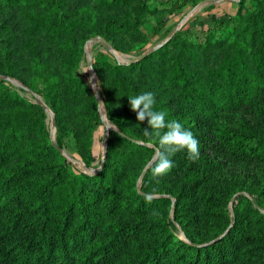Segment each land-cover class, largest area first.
Here are the masks:
<instances>
[{
  "label": "trees",
  "instance_id": "16d2710c",
  "mask_svg": "<svg viewBox=\"0 0 264 264\" xmlns=\"http://www.w3.org/2000/svg\"><path fill=\"white\" fill-rule=\"evenodd\" d=\"M145 1L93 0L104 12L125 10L119 21L99 24L70 10L68 0H0V264H264V14L256 21L260 28L231 30L221 40L198 45L167 42L130 65L103 57L93 68L98 94L115 126L104 165L94 175L75 172L60 152L74 116L77 153L85 168L94 162L98 104L78 72L87 36L137 27L149 10ZM237 4L234 16L242 23L244 0ZM6 11L17 14V37L10 36ZM52 54L58 79L45 81L44 99L59 134L54 144L45 109L2 84L12 79L29 87L30 73L42 76L40 66H48ZM142 92L153 93L155 110H166L168 119L193 133L199 156L227 152L238 163L252 162L261 176L256 208L239 196L232 207L234 224L225 236L185 244L170 234V200L146 197V186L159 179L193 181L183 151L172 157L173 167L165 175L153 176L149 161L158 144L140 143L148 139L142 135L147 121L138 122L128 102ZM229 114L241 116L236 127L224 122L210 126ZM171 194L177 198L181 191ZM198 199L200 211L179 213L180 225H193L199 216L222 221L229 214L207 189ZM253 216L260 231L245 227Z\"/></svg>",
  "mask_w": 264,
  "mask_h": 264
},
{
  "label": "rangeland",
  "instance_id": "374dc122",
  "mask_svg": "<svg viewBox=\"0 0 264 264\" xmlns=\"http://www.w3.org/2000/svg\"><path fill=\"white\" fill-rule=\"evenodd\" d=\"M145 2H147L146 5L149 6L150 11H145L140 16L137 27L129 28L126 32L116 35L91 32L87 36L84 46V56L81 58L78 72L96 98L99 122L92 135L94 162L89 168L84 167L83 161L77 153L79 145L73 136L75 129L73 125L76 122L74 116L68 122L69 130L67 136H63V149L60 152L75 172L81 171L87 175H94L103 167L104 151L108 136L110 131L115 129V126L108 119L104 100L100 98L99 94L97 97L95 93L98 79L94 73L93 66L98 61L104 57L111 64H127L130 60L151 49H158L167 40H169L168 43L177 41L183 44L190 43L197 45L203 44L208 39L221 40L231 30L237 33L238 30L248 26L260 28L262 24L256 21L261 19L263 17L262 14H264V0H244L241 12L243 17L242 23L236 20L235 16L220 17L221 14L218 9L221 6H216L213 3L214 0H146ZM68 5L70 10L87 15L99 24L105 20L119 21L125 12L124 9H113L109 12L98 10L95 8L93 0H68ZM5 16L8 17L7 23L11 27L10 36H19L21 28L17 14L6 11ZM1 23H3L2 16H0ZM101 41L110 46L111 50L107 49L106 45ZM13 43L20 47L17 39H14ZM44 47L50 53L52 52L50 46L44 45ZM47 58L49 62L48 66L47 64L40 66L42 76L37 71L33 72V74L30 73V78L27 79L29 87L21 86L12 79H8L7 82H3L2 84L8 87L11 92L17 93L30 103L37 104L36 99L38 98L45 105V123L49 130L50 140L54 144L59 134L56 131L55 118L54 125L52 124L54 114L45 103L44 83L48 79L57 80L59 69L56 67V57L54 54ZM26 62L24 59L23 64H26ZM89 62L92 69H90ZM133 79L136 80L135 78ZM240 119L241 116L239 115L229 114L220 117L211 123L210 126L214 127L216 122H224L227 125L236 127ZM140 143L153 147L152 143L142 141ZM189 163H191L189 172L192 170L190 172L192 173V183L189 182L186 185L181 180V184H179V182H176V178H174V181L165 179L162 181L159 179L157 180L158 182L146 186L145 190L147 193L146 197L170 200V204H167L170 234L185 244L196 246V243H200L203 240H211L216 236L221 238L227 234L234 224L232 207L234 202L235 204L238 202L239 196L244 195L247 197L253 204V208H256L253 198L258 194L261 176L255 175L254 164L252 162L238 163L227 152L220 154L218 150H212L207 157L199 156L198 160L195 162L189 161ZM141 185V177H139L137 190L140 189ZM174 189L181 191V195L177 198L171 194V191ZM202 189H207L208 192H211L212 196L219 203L221 201L229 211V214H226V217L222 221H220V218L204 219L202 216H199L197 219L195 218L193 225H180L179 213L181 215L189 211L190 214H197L200 211L201 206L198 198ZM214 211L217 212V210ZM217 213L220 215V211ZM139 218L140 216L135 217V219ZM147 220H149V217H147ZM245 227L254 232L263 229L257 224L255 216L251 219V225H245Z\"/></svg>",
  "mask_w": 264,
  "mask_h": 264
},
{
  "label": "clouds",
  "instance_id": "9594fccd",
  "mask_svg": "<svg viewBox=\"0 0 264 264\" xmlns=\"http://www.w3.org/2000/svg\"><path fill=\"white\" fill-rule=\"evenodd\" d=\"M129 107L136 114L138 122L147 121V129L142 135L148 143L158 144L152 165L153 176H163L172 167V157L186 152L187 159L195 162L199 159V142L193 133L175 119H168L166 110H155V97L151 92H142L128 97Z\"/></svg>",
  "mask_w": 264,
  "mask_h": 264
},
{
  "label": "crops",
  "instance_id": "0c3cea01",
  "mask_svg": "<svg viewBox=\"0 0 264 264\" xmlns=\"http://www.w3.org/2000/svg\"><path fill=\"white\" fill-rule=\"evenodd\" d=\"M216 6H221L218 10L221 14L220 17L234 16L237 12V0H214ZM224 8V9H223Z\"/></svg>",
  "mask_w": 264,
  "mask_h": 264
},
{
  "label": "water",
  "instance_id": "95a60500",
  "mask_svg": "<svg viewBox=\"0 0 264 264\" xmlns=\"http://www.w3.org/2000/svg\"><path fill=\"white\" fill-rule=\"evenodd\" d=\"M175 32V31H174ZM169 40L165 41L163 43L166 44ZM104 45H106L107 49L111 50L110 46H108L104 41H101ZM157 48H154V49H151L145 53H143L142 55L130 60L127 64H124V63H119V64H122V65H130L132 63H135L139 60H143L146 56H148L149 54H151L154 50H156ZM89 66H90V69H92V66H91V63L89 62ZM95 93H96V96L98 97V92H97V89H95ZM37 101V104H39L41 107H43L44 109H46L45 105L37 98L36 99ZM52 124L54 125V117H52Z\"/></svg>",
  "mask_w": 264,
  "mask_h": 264
}]
</instances>
